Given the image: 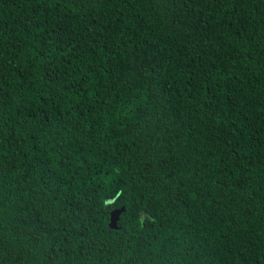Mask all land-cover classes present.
I'll use <instances>...</instances> for the list:
<instances>
[{"label":"trees","instance_id":"obj_1","mask_svg":"<svg viewBox=\"0 0 264 264\" xmlns=\"http://www.w3.org/2000/svg\"><path fill=\"white\" fill-rule=\"evenodd\" d=\"M0 264H264V0H0Z\"/></svg>","mask_w":264,"mask_h":264},{"label":"water","instance_id":"obj_2","mask_svg":"<svg viewBox=\"0 0 264 264\" xmlns=\"http://www.w3.org/2000/svg\"><path fill=\"white\" fill-rule=\"evenodd\" d=\"M122 210L123 209L121 208V209L113 210L110 213V223H109L110 227L115 228L116 220L118 219V216L122 212Z\"/></svg>","mask_w":264,"mask_h":264}]
</instances>
